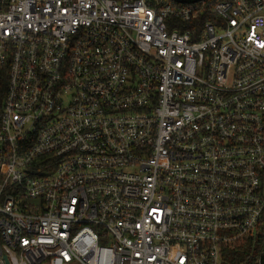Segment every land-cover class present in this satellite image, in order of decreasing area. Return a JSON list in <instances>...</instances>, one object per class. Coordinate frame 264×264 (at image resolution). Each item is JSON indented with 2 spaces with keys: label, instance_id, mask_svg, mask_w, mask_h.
Masks as SVG:
<instances>
[{
  "label": "built area",
  "instance_id": "2783aa9c",
  "mask_svg": "<svg viewBox=\"0 0 264 264\" xmlns=\"http://www.w3.org/2000/svg\"><path fill=\"white\" fill-rule=\"evenodd\" d=\"M264 252V0H0V264Z\"/></svg>",
  "mask_w": 264,
  "mask_h": 264
},
{
  "label": "trees",
  "instance_id": "16d2710c",
  "mask_svg": "<svg viewBox=\"0 0 264 264\" xmlns=\"http://www.w3.org/2000/svg\"><path fill=\"white\" fill-rule=\"evenodd\" d=\"M251 246L247 245L243 250H231L226 253L227 264H264V252L260 255L262 245L258 244L250 255Z\"/></svg>",
  "mask_w": 264,
  "mask_h": 264
},
{
  "label": "water",
  "instance_id": "95a60500",
  "mask_svg": "<svg viewBox=\"0 0 264 264\" xmlns=\"http://www.w3.org/2000/svg\"><path fill=\"white\" fill-rule=\"evenodd\" d=\"M178 2H194V1H198V0H175Z\"/></svg>",
  "mask_w": 264,
  "mask_h": 264
}]
</instances>
